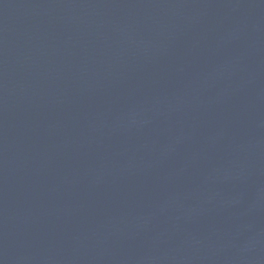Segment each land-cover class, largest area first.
I'll list each match as a JSON object with an SVG mask.
<instances>
[{"label":"water","instance_id":"water-1","mask_svg":"<svg viewBox=\"0 0 264 264\" xmlns=\"http://www.w3.org/2000/svg\"><path fill=\"white\" fill-rule=\"evenodd\" d=\"M0 264H264V0H0Z\"/></svg>","mask_w":264,"mask_h":264}]
</instances>
